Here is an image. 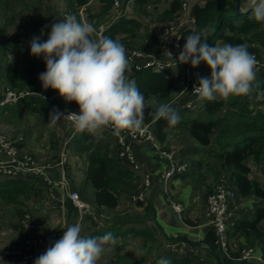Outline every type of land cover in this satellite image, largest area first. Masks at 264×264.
Returning <instances> with one entry per match:
<instances>
[{
  "label": "trees",
  "instance_id": "16d2710c",
  "mask_svg": "<svg viewBox=\"0 0 264 264\" xmlns=\"http://www.w3.org/2000/svg\"><path fill=\"white\" fill-rule=\"evenodd\" d=\"M2 0H0L1 3ZM1 8H5L9 4V0ZM89 0H69L68 11L74 13L79 8L87 4ZM104 2V16L111 8L112 0H101ZM159 0H136L137 4L142 6L148 3H158ZM237 0H207L203 5H195L193 8V19L195 28L183 30L180 37V46L183 48L187 35L193 32L203 33L202 38H206L210 46L224 44L246 45L247 50L253 54L256 60L264 65V22H257L251 11L241 12L236 8ZM246 5V0H241L242 8ZM184 9L182 0H172L169 7L164 9L161 17L169 21L178 17L179 12ZM146 7L144 9V12ZM98 24V23H97ZM128 24L130 25L128 27ZM51 22L42 15L34 17L33 30L38 31L40 27L47 30L45 41L51 30ZM47 26V27H45ZM142 27L140 21L136 19H126L122 17L118 22L111 24L105 31L103 36L118 40L127 49H137L147 55L159 54L164 43L154 33L147 31L144 35L138 36V30ZM40 31V29H39ZM134 31V32H133ZM136 31V32H135ZM130 32L132 39L118 38V33ZM135 34V35H134ZM138 37L137 39H135ZM2 39V38H1ZM0 39V40H1ZM135 40H141L135 43ZM6 47L1 53L5 56ZM128 58V57H127ZM129 59V58H128ZM19 57L14 60L18 63ZM130 62V60H129ZM27 64L33 66L27 69L31 75H35V79L30 78L27 82H23L19 77L17 70H12L8 65L5 67L4 75L6 83L12 88L26 90L30 87L31 92L36 94H28L21 101L22 105L31 111L45 112L51 105L66 104L67 102L60 96H54L59 93L51 88L44 89L39 74L46 70V63L43 57ZM186 66L180 67L176 75H172V68H162L155 70L151 67L135 68L132 66L126 71L129 80H134L136 86L145 97L146 108L144 110L143 124H150L152 131L161 144L163 151H169L168 147V130L176 127H184L201 146L209 147L213 155V159L218 163L215 169L218 182L220 172L229 176V182L237 190L242 199L251 196L264 200V185L258 180L250 177L251 167L249 161H254L264 167V113L258 110L249 109V103L241 96H231L227 100L220 99L215 101L201 100L196 106L195 113L187 116L185 110L172 103L176 97L193 88L192 84L187 80ZM210 69L206 63L201 62L195 70L202 74ZM259 85L257 88L256 85ZM264 91V70L260 76H257L253 85V91L250 97H257V94ZM248 96V95H247ZM58 97V98H57ZM59 99V100H57ZM260 102L264 103V99ZM72 103V102H70ZM15 104H9L0 107V111L8 110ZM160 104H169L181 117V121L177 126L170 127L166 120H154L152 113ZM107 139H97L95 134L75 133L74 145L78 154L88 152L87 181H89L95 190V203L99 208L106 207L115 209L119 204L121 192L136 193L141 187L139 176L128 166L126 160L119 156L114 157L110 153V145L112 135L106 133ZM215 136V137H214ZM214 137V139H213ZM215 143V144H214ZM23 143L19 146L22 147ZM188 171L179 174L182 179L189 175L195 174L196 171L202 172L204 169L203 159L186 157ZM208 166H211L208 163ZM212 170V169H208ZM219 176V177H218ZM216 186V184H215ZM215 186H208V194L214 191ZM32 191L40 192L35 186V181L24 178H12L0 181V195H13L12 198H18L23 192ZM26 193V197H28ZM138 205L143 202L138 201ZM66 207L70 213H78V208L71 200L66 202ZM146 209H151L148 204ZM25 215L32 216L30 211L18 209V216L21 218ZM184 222L188 225H198V221L185 218ZM21 228V226L19 225ZM49 234H60L58 228L45 229ZM132 232L142 235L145 241L151 240L153 243L150 249L139 260L129 264H142L150 254L156 251L157 237L150 227L143 229H133ZM105 233L98 232L96 237ZM119 235V234H118ZM113 236H117L114 233ZM228 244L226 249L221 246L218 235L213 226L206 231L204 237L199 240L189 239L186 235L172 236V242H184L190 247L180 257L174 256L167 260L170 264H205V262H213L215 264H264V205L257 206L254 214L246 215L237 219L234 225L227 233ZM258 248L262 254L260 261L258 259L250 260L243 257L245 248ZM158 254L150 264H158L161 258H164L165 251L158 247ZM205 250L211 258L203 259L199 255V251ZM257 260V261H255ZM29 264H35V261Z\"/></svg>",
  "mask_w": 264,
  "mask_h": 264
},
{
  "label": "clouds",
  "instance_id": "9594fccd",
  "mask_svg": "<svg viewBox=\"0 0 264 264\" xmlns=\"http://www.w3.org/2000/svg\"><path fill=\"white\" fill-rule=\"evenodd\" d=\"M241 11H251L257 22H264V0H246ZM94 32L91 24L67 15L62 22L51 25L46 41L42 40L43 29L41 36L31 39V55L43 54L46 63V70L39 74L43 88L56 90L66 102L79 106L78 114H65L53 108L48 123L55 126L63 118L72 123L77 133L93 135L105 128H111L116 136L125 130L140 129L147 105L135 81L126 76L130 64L126 49L110 37L94 38ZM202 37L203 33L197 32L187 35L178 57L180 64L190 62L196 68L204 62L211 69L210 78L196 73L199 86L194 85L193 92L200 100L207 101L249 95L259 62L247 46H210ZM165 54L173 60L170 51ZM256 98L264 99V91ZM152 115L154 120H166L170 127L181 121L169 104H160ZM81 230L79 223L67 227L35 264H97L106 250L105 245L114 243L113 233L89 238L81 236ZM0 264H6L2 257ZM158 264H170V261L161 258Z\"/></svg>",
  "mask_w": 264,
  "mask_h": 264
},
{
  "label": "rangeland",
  "instance_id": "374dc122",
  "mask_svg": "<svg viewBox=\"0 0 264 264\" xmlns=\"http://www.w3.org/2000/svg\"><path fill=\"white\" fill-rule=\"evenodd\" d=\"M67 1L68 0H9V4L5 8H1L3 5L7 3L6 0H2L0 3V67H4V75L6 74L5 67L8 65L12 68V70H17L20 73H18V77L23 81L27 82L30 78L35 79V75H31L27 72V69L31 68L33 64H27L32 61H37L40 57H43V54H41L39 57L31 55V49H30V41L31 39L36 36H41V29L40 31H34L33 30V24H34V17L36 15H42L44 18L48 19L52 24L55 22L60 21V17L62 13L67 12ZM172 0H159L157 4L154 3H148L144 6H140L136 8V14L138 15L137 20L140 21L142 27L138 30L137 33L138 36L144 35L147 31L154 33L156 36L158 35L160 39H162V33L161 34L159 30L161 27L165 26L166 19L161 17V13L164 9L169 7V4ZM183 1V0H182ZM189 0L183 1L184 6L186 7V4H188ZM192 2H197L199 0H191ZM188 2V3H187ZM137 4V3H135ZM85 7L88 9V11H83V15L86 18L85 20L88 21L89 24H91L95 31L101 26L102 24L108 23L110 21V16H107V13L102 16L101 13L103 11V8L101 6L100 0H89L88 3L85 5ZM146 7V10L144 12V9ZM185 14V13H183ZM124 17V16H123ZM126 18V17H125ZM183 18L184 15H183ZM180 21L178 20L175 22L176 26L180 25ZM98 23V24H97ZM130 25L128 24V27ZM181 26V25H180ZM47 31V30H46ZM134 32V31H133ZM136 32V31H135ZM160 34V35H159ZM47 35V34H46ZM135 35V34H134ZM121 36H124L128 40H131L132 34L130 32H122ZM136 37L135 39H137ZM42 40L45 41V35L42 36ZM141 40H135V43L140 42ZM6 47L7 50L5 51V56H2L1 53L3 51V48ZM19 57L20 60L18 63H14V60ZM2 64V65H1ZM264 70V66H259V68L256 69L257 76H260L261 72ZM204 74L202 73L201 76ZM3 77L0 75V96L5 89V84H2ZM30 87H27L25 91H29ZM58 98V97H57ZM242 99H245L249 103V109L258 110L264 113V103L260 102L261 99H257L256 97H250L248 96H241ZM22 100V99H21ZM20 100V101H21ZM59 100V99H57ZM53 108L58 109L61 112H64L65 114L69 113L70 111L78 112L79 113V106L75 103H69L66 104H57L55 106L51 105L45 112H37V111H31L29 109H26L22 102L14 105V108L11 109V115L8 117L7 115H4L1 121H0V148L1 145L6 143H11L12 145L16 143L17 140H19L18 143H23L24 145V139H23V132L26 130V128L34 126L36 124L42 125L38 128V137L40 141L35 140L34 144L38 147L37 149H34L36 155L38 156L35 158L33 156L34 154L30 153L35 160L40 165H50L51 168L48 169L49 174L53 179H55L54 174V168L56 166H60L59 162H53L52 156L49 151V148L46 146L49 143H54V133H51V129L54 126L49 125V113L52 111ZM186 115L189 114V111H185ZM8 117V118H7ZM61 120H64L63 118ZM67 127H69L67 125ZM63 126L59 125L57 130L59 132H62ZM185 131V132H184ZM173 137L178 136V141L183 142L185 144H188L189 142H195L198 146L202 147L195 139H191L188 137V131L184 127H176L170 130ZM182 132L184 134L182 135ZM32 137L33 135L30 134ZM61 137V136H60ZM186 137L188 139L186 140ZM215 137V136H214ZM213 137V139H214ZM177 139V138H175ZM215 144V143H214ZM212 149V146L204 148L199 154L198 151H189L188 157L203 159L204 161V169L202 172L196 171L195 174L189 175L186 177V183L187 186L189 185L191 188H193L194 191H196L199 194V200L201 201V206L203 209V206L205 205V200L207 199V193H208V186H215L217 175L215 174V169L219 170L217 168L218 163L213 159V155L209 150ZM3 149H0V163L5 162L8 157L6 151H2ZM55 152L58 153V147L55 148ZM26 152L25 150H20V154L23 155ZM60 157V156H59ZM40 159H51L47 162H42ZM208 163L211 166H208ZM251 166V174L250 177L254 179H258L263 185H264V167L260 164L255 163L254 161L250 162ZM61 168V166H60ZM212 170H208V169ZM62 170L60 172L61 176ZM226 174L223 172H220L218 175ZM25 176V175H23ZM218 176V177H219ZM0 177H6L3 175H0ZM65 177H67V171L65 172ZM29 179L30 181H35L33 177H25L24 179ZM4 178H0V180H3ZM140 179V178H139ZM141 183V179H140ZM40 185V184H39ZM91 191H93V200L95 202V190L90 188ZM200 191V192H199ZM50 192V191H49ZM78 192V191H77ZM26 193H28V197H26ZM79 193V192H78ZM133 193V192H132ZM171 193V192H169ZM166 194V193H165ZM80 195V193H79ZM167 195V194H166ZM176 194H174L175 197ZM13 195L6 194L5 196L0 195V256L5 255L3 258V261L6 262V264H10L13 260L18 259L21 256V249L23 247L21 243L20 237L23 236V234L19 231V225L23 229H27L30 227V222H36L38 225H40V228H37L36 231L39 233H42V230L45 228L49 229H56L64 230L66 231L67 227H70L76 223H79L81 225V236H86L85 232L88 231V222L91 221V219H88L89 216L92 215H86L81 214L79 211L78 215H71L66 214V211L62 210L59 207L58 200L54 199L51 195L47 193L40 192L34 193L32 191L23 192L22 195H20L18 198H12ZM46 196V197H45ZM168 196V195H167ZM81 198V196H80ZM168 198V197H167ZM177 200V199H176ZM82 201V200H81ZM134 202V201H133ZM186 203H190L188 200ZM246 203V204H245ZM264 203L257 201L254 197H251L250 199L246 200H240L238 208L234 211L236 213V216L244 217L246 215H252L254 214V210L257 206H263ZM21 208L25 211H30L32 213L31 219L29 216L25 215V217L21 218L18 216V209ZM79 210V209H78ZM93 209L91 208V212ZM150 213H148V216ZM188 213L186 210L182 213V217L184 218L187 216ZM124 215V219L122 220H116V222L113 221L115 225L120 223H127L126 221H129L131 218V221L137 220V223H142L148 227L153 221L148 222V219L146 215L139 214L137 216H129ZM139 216V217H138ZM199 218H196L195 220H198ZM184 220V219H183ZM151 223V224H148ZM103 224H98L95 222H92V226L94 228L103 229ZM155 225L151 226V229L154 228ZM157 227V228H156ZM155 227V232L157 233V241L155 243L156 251H154L150 256L142 263V264H150L151 261L154 260L156 255L158 254V247L161 249L167 250V253L165 257L170 258L175 255H178V251L175 249L177 247H173L172 249H169L167 246L166 241H170L171 239H166V237L163 236V229L159 226ZM21 229V228H20ZM47 235H44L43 237L46 239L44 241V244L42 245V248L47 249L54 244L56 241L53 237H46ZM129 238L126 243L125 250L121 247L118 248V246L111 244L105 245V252L101 256L100 260L97 262V264H129L134 261L139 260L146 252L149 251L150 245H152L151 240L145 241L144 237L142 235H135L130 234L127 236ZM117 241H123V238H120V240ZM122 245V244H121ZM120 245V246H121ZM187 245V243H185ZM248 247V246H247ZM23 249V248H22ZM46 249V250H47ZM124 250L122 253L121 251ZM45 251V250H44ZM254 254L256 257H252L254 259H258L259 257H262V254L258 248H255ZM46 252V251H45ZM121 253V254H120ZM199 255L206 260V258H211V255L205 251L201 250L199 251ZM211 261V260H210ZM205 262V264H215L213 262ZM257 261V260H255Z\"/></svg>",
  "mask_w": 264,
  "mask_h": 264
},
{
  "label": "crops",
  "instance_id": "0c3cea01",
  "mask_svg": "<svg viewBox=\"0 0 264 264\" xmlns=\"http://www.w3.org/2000/svg\"><path fill=\"white\" fill-rule=\"evenodd\" d=\"M183 1H187V0H183ZM189 1H188L189 3L187 2L188 4H186V7L179 12L178 17H176L172 21H169L166 19L165 20L166 23L167 24L170 22L174 23V22H177L178 20H181L180 25L183 30L188 29V28H195L194 19H193V8L197 4L199 5L205 4L207 0H199L197 2H192L191 0ZM135 3H136V0H130V3L125 8V11L122 14V16L119 17L118 19H115L113 23L118 22L123 16L126 17V19H136L137 20L138 15L136 14L137 13L136 8H138L139 5ZM67 4H68L67 5V10H68L70 9L69 0L67 1ZM85 5H83L82 7L86 9V11H88ZM101 6L102 8L104 7V2L102 1H101ZM113 12L114 11L111 6L110 10L107 13V16H110V19H111V14ZM64 14L65 13H62L60 17V21L58 22H62L64 20ZM183 15L185 18H183ZM108 22L110 23L111 20ZM163 27H161L159 30L163 29ZM161 32L162 30L160 31V34ZM121 33H118L117 35L118 38L124 37V36H121ZM157 37L159 36L157 35ZM158 57L162 59H167V57L165 56V54H163V52L159 54ZM171 70H172V75H176L178 73L177 67H174ZM4 72H5L4 67L2 68L0 67V75L3 77L1 79L2 84H5L4 86L6 87L9 85L5 81ZM210 73H211V69H208L203 74L207 75ZM200 102L201 100L198 98L197 95L191 93L190 91H186L178 95L172 103L176 104L177 106H179L185 111L188 110L189 114L187 116H190L195 113L196 106ZM11 109L12 107L8 110L0 111V121L4 119L3 118L4 115H7L8 117L11 115ZM59 125L63 126V129L61 130L62 132H59L57 130ZM67 125L69 127H67ZM41 126L42 125H39V124H36L31 127L28 126V128H26V130L23 132L24 145L21 147V150H25L26 152L31 153V154L33 153L34 154L33 156H35V158H37L38 156L36 155L37 153H35L34 149H37L38 145L36 146L34 144V141L35 140L40 141L38 137V133H40L38 132V128ZM170 130L171 129L168 130V147L170 148L171 151H173L176 154L178 158L181 159V161L185 162V159L189 151L191 150L198 151L200 154V152L204 150V148H206L203 146L202 147L198 146L195 142H189V140H188V144L180 142L178 141V136L173 137ZM184 132H182V135L184 134ZM53 133H54V138H53L54 143L53 144L49 143L46 146L47 148H49V151L47 152L51 154L52 160L51 159H40V161L47 162L51 160L53 162L58 163L59 161H61L62 154L65 153L67 156V159L65 162V169L67 171V177H65V180H66L65 184L59 183L60 181L59 179H61L60 178L61 176H59L61 172V168L60 166H56L54 168V174H55L54 176L55 184L54 185H49L44 181L36 180L37 183H35V186L39 188L40 192L43 191V193L45 192L51 195L54 199L58 200V203L60 204L58 208H61L63 211L65 210L66 214H71V215H75V212L70 213L66 207V202L68 200H71L69 198V194L72 191H78L80 193L83 204L88 206L90 209L91 208L93 209V211L90 214L92 216L88 217V219H91V221H88V220L86 221V223L88 222L89 225H88V231L85 232L86 234L85 237H89V238L96 237L98 232H102V233L111 232L113 234L117 233V236L114 237V242H116L114 243V245L118 246V248L122 247L125 250V247L127 244L124 243L123 245V242L129 241L128 240L129 238H127V236L130 234H135L138 236V234L135 232H132V230L133 229H136V230L143 229L148 226L142 223H137V220L131 221V218L129 221H126L127 223H120L117 225L113 223V221L116 222L117 219L123 221L124 215H129L132 217L137 216L139 214L146 215L148 222H151V221L154 222L152 224L148 223V224H151L150 229L152 225H155V223H157L158 225L156 226H159L163 229L164 231L163 236L166 237V239L172 236L176 237L178 235H186L189 239L199 240L204 237V234L210 228V222L206 215V203L202 209L201 201L199 200V194L196 191H194L193 188H191L189 185L187 186L186 178L182 179L181 177H179V174L175 175L171 183L169 184L168 193L165 192L163 173L170 166L171 160L167 156L166 153L156 150L155 148L152 147V145L148 141L141 140L134 145L133 147L134 163L128 164V166L141 179V186L146 180L150 181V186L146 190V193H145V201L143 202V205H138L137 202H133L132 192L123 191L120 194L118 206L115 209H108L106 207L99 208L93 200V196H92L93 191H91L90 188L92 187L93 190L94 188L92 184L86 179L87 177L86 172H87V166H88V157H87L88 152H85L83 154H78L76 152L75 145H74V137H75L76 131L72 123L65 119L60 120L51 129L50 134H53ZM106 133H107V130L102 129V130H99L95 134V136L97 137V139L105 140L107 139V137L105 136ZM30 134H32L33 136L31 137ZM187 136L190 137V140L193 139L192 136L189 134V132ZM188 137H186V140L188 139ZM57 147H58V153L55 152V148ZM120 152H121L120 145L118 144L117 140L113 137L111 140V145H110V153L114 157H119ZM250 162L251 161H249V165L251 164ZM0 178H4L3 180H0V181L12 179L7 176L0 177ZM174 194H176L175 197H174ZM251 197H254V196H251ZM251 197L246 198V199H250ZM254 198L257 201L259 200L260 202L264 203V200L257 198V197H254ZM169 199H172L173 201L180 203L183 206V211L181 213L176 212L173 206L170 204ZM246 199H243V200H246ZM187 200L190 203H186ZM148 204L151 206V209L149 210L146 209V206ZM185 210L188 213V215L183 218L181 215ZM79 212L81 214H86L84 212L82 213L81 211ZM148 213H150L149 216H148ZM185 218H190L193 221H198V225L186 224L183 220ZM196 218H199V219L195 220ZM239 218H241L240 215H239ZM92 222L103 224L102 225L103 229L97 230V228H94L92 226ZM155 227L152 228L151 230L157 236V233L154 230ZM120 238H123V241H117V240H120ZM166 243L169 249H172L174 246L177 247L175 249L178 251V255H175V256H179V257L183 253H185V251L188 248H190L188 245H185L184 242H172L170 240V241H166ZM111 244L113 243H109L107 245L110 246ZM124 250H122L121 253ZM167 251L168 249L165 250V254L163 256L166 259H168L167 257H165ZM122 254H127V253H122Z\"/></svg>",
  "mask_w": 264,
  "mask_h": 264
},
{
  "label": "built area",
  "instance_id": "2783aa9c",
  "mask_svg": "<svg viewBox=\"0 0 264 264\" xmlns=\"http://www.w3.org/2000/svg\"><path fill=\"white\" fill-rule=\"evenodd\" d=\"M112 2V8L114 12L111 14V22L99 26V28L93 33L94 38L103 37L104 31L111 25V23H113L115 19H118L122 16L125 8L130 3V0H112ZM83 11H85L83 7H80L78 12L74 11V13H72L70 11H67L64 14V18L67 15H73L76 17L77 21L88 23V21L85 20L86 18L83 15ZM174 24L176 23L170 22L163 27L161 42L164 43V47L159 53L161 54L163 52V54H165L166 51H170L172 53L173 60L167 54H165L167 59H162L158 57L159 54L147 55L140 50L127 49L125 47L127 57L130 60V68L132 66H134L135 68H141L142 66H144L151 67L155 70H160L162 68L177 67V70H179L180 67L186 66L188 82L191 83L192 86H199L196 77V73L198 72L191 66V63L189 62L187 64H180L178 61L179 52L182 50L179 40L182 35L183 29L180 25L176 26ZM43 30V35L48 34L46 29L43 28ZM259 66L264 65L258 63L256 65V69L259 68ZM203 76H207L210 78L211 73ZM189 91L195 94L193 92V88ZM31 93L36 94L35 92L19 90L17 88H12L11 86H6L0 96V107L9 104H15L23 99L26 95ZM58 95L59 93H56L53 97ZM76 113L78 114V112ZM105 129L117 140L121 148L120 156L123 157L128 164L134 163L133 147L141 140L148 141L153 148L167 154V156L171 160V164L163 173L164 190L166 193H168L169 184L171 183L174 176L188 171V165L186 164V162L181 161V159L178 158L173 151H163L161 149V144L154 135L150 124H142L140 129H130L122 131L119 136L114 135L111 128ZM18 142L19 140H17L13 145L11 143L3 144V146L1 145L0 149H3L2 151H6L8 159L5 162L0 163V175L10 178L33 177L34 180H41L49 185H54L55 180L48 172V169H50L51 166L49 164L40 165L30 153L21 155V147L19 146L21 143ZM66 159L67 156L65 153H63L61 161L59 162L63 173L60 177L61 179H59L60 184H65L66 181ZM149 186L150 181L146 180L140 187L139 191L133 193L132 200L134 202H144L145 193ZM69 198L79 209V211H81L82 213H86V215L91 214V209L83 204L77 191H72L69 194ZM240 200H242V198L237 193L236 188L230 184L229 176L226 174L221 175L218 182L216 183L214 191L208 194L206 199L207 218L210 222V226H213L215 228L219 242L224 249H226L229 241L227 233L229 229L234 225L235 221L239 219L234 211L238 208ZM169 202L176 212L181 213L183 211V206L180 203L173 201L172 199H169ZM30 224V227H28L27 229H23L24 227H21V229L19 228V231L23 234V236L20 237L23 249H19L22 254L18 259L13 260L10 264H29L30 262L35 261L39 256L44 254L47 249V246L46 248H42L41 245L44 244V241L46 240L43 237L44 235H47L46 237H53L56 241H58L65 232L64 230H61L59 231V235L55 233L49 234L45 231V228L44 230H42V233H39L38 231H36V229L40 228V225H38V223L36 224V222H30ZM254 252H256L255 249L247 247L243 251V257L247 259H253L252 257L258 258L254 254ZM0 257H2L3 259L5 255H2ZM259 259H261V257H259Z\"/></svg>",
  "mask_w": 264,
  "mask_h": 264
},
{
  "label": "water",
  "instance_id": "95a60500",
  "mask_svg": "<svg viewBox=\"0 0 264 264\" xmlns=\"http://www.w3.org/2000/svg\"><path fill=\"white\" fill-rule=\"evenodd\" d=\"M236 8H237V10L238 11H241V8H242V6H241V0H237V3H236ZM242 12V11H241Z\"/></svg>",
  "mask_w": 264,
  "mask_h": 264
}]
</instances>
